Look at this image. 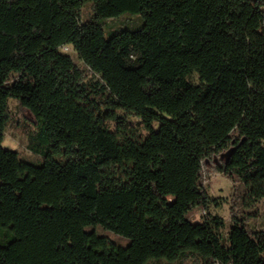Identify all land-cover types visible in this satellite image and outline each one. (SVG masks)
Instances as JSON below:
<instances>
[{"label":"trees","instance_id":"1","mask_svg":"<svg viewBox=\"0 0 264 264\" xmlns=\"http://www.w3.org/2000/svg\"><path fill=\"white\" fill-rule=\"evenodd\" d=\"M124 13L142 26L95 21ZM10 100L37 121L40 166L2 147ZM215 173L245 188L224 238ZM260 201L264 0H0V264H264Z\"/></svg>","mask_w":264,"mask_h":264},{"label":"rangeland","instance_id":"2","mask_svg":"<svg viewBox=\"0 0 264 264\" xmlns=\"http://www.w3.org/2000/svg\"><path fill=\"white\" fill-rule=\"evenodd\" d=\"M91 11L88 6H85L82 10V20L90 17ZM95 21L100 24L103 28L105 36L108 37L113 33H117L123 30H137L143 24V19L140 15L124 13L116 18H97ZM63 53L69 54L76 64L80 65L81 62L72 51L70 47H63ZM192 82L196 83L197 79L195 76L191 78ZM8 123L4 132V140L2 147L4 149L14 151L18 157L34 166H40L44 158L41 154L36 153L30 149L31 139L35 140L37 136V130L35 123L37 122L28 112L21 111L15 101L10 100L8 102ZM130 124L134 127L140 135L145 136L146 133L141 129L139 121L136 118H131ZM113 128L112 124H109ZM39 140V139H38ZM44 145V143H41ZM55 160H59L60 156L53 155ZM204 185L206 187L207 196L215 199L216 204L210 207V214L217 216L224 222V228L221 231V236L224 238L228 232L230 223V209L231 202L234 195H236L235 203L236 209H241L240 204L241 197L245 191V188L239 182H230L221 174H211L210 176L205 174ZM257 217L249 222V228L252 230H264V201H260L257 204ZM205 215L203 210H194L188 217L189 221L193 224L200 223L202 217ZM87 232H94L96 235L106 237L109 241L120 247H126L130 240L126 237L115 234L100 225L95 227H89L86 229ZM1 235L3 239L0 241L5 244L11 240V236L7 230H2ZM193 262L187 261L184 264H192Z\"/></svg>","mask_w":264,"mask_h":264}]
</instances>
